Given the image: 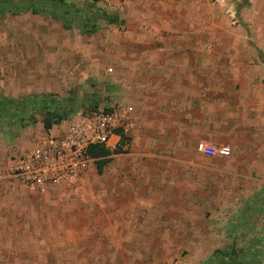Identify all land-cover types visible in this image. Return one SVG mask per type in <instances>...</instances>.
<instances>
[{
	"label": "crops",
	"instance_id": "1",
	"mask_svg": "<svg viewBox=\"0 0 264 264\" xmlns=\"http://www.w3.org/2000/svg\"><path fill=\"white\" fill-rule=\"evenodd\" d=\"M116 1L128 13L107 20L129 25L124 37L128 43L119 46L114 68L134 109L135 139L130 153L122 155L125 162L110 155L101 172L106 167L112 177H105L102 185L117 196L129 195V213L116 209L113 216L144 217L145 224L135 225L132 235L98 252L110 264H118L121 249L135 247L131 243L136 241L146 244L135 248L184 246L186 222L197 218V182L201 184L205 168L215 170L207 172L214 174L208 175L207 184L232 185L234 179L237 184L264 183L257 177L264 167L258 159L264 152V129L258 126L264 125V32L242 34L237 46L234 33L220 34L218 50L216 33L197 31V0ZM178 9H185L183 16L177 15ZM262 25L264 29V18ZM200 142L227 143L234 157L224 162L198 155ZM86 174L72 183L83 184ZM260 193L254 201L264 198V189ZM52 210L42 209L40 215L47 219L33 226L0 224V263L58 264L61 258L74 257L73 249L84 248L72 240L58 241ZM239 216L247 217L245 209ZM126 242L130 245L122 246Z\"/></svg>",
	"mask_w": 264,
	"mask_h": 264
},
{
	"label": "rangeland",
	"instance_id": "2",
	"mask_svg": "<svg viewBox=\"0 0 264 264\" xmlns=\"http://www.w3.org/2000/svg\"><path fill=\"white\" fill-rule=\"evenodd\" d=\"M63 1L71 12L66 19L45 13L33 14L21 5L0 14V97L19 99L48 93L54 95L63 110L70 114L92 110L95 106L130 105L123 96L125 92L117 82L118 74L114 68L119 58V46L128 43L124 37L129 32V25L124 21L113 24L107 20L112 15L125 17L128 10L121 9L116 0ZM176 11L177 15L183 16L185 9ZM74 14H77V19ZM262 18L264 0H197V31L214 32L217 36L232 32L236 46L242 43V34L264 32ZM89 21L98 26L92 33L85 29ZM217 38L220 50L222 41L219 36ZM119 77L122 76L119 74ZM258 126L264 129L261 123ZM258 132L260 134V130ZM46 133L41 115L36 122L0 127V224L33 226L47 219L41 217V210L51 208L57 214L52 220L58 228V241L72 240L78 243L75 246H84L83 249H73L75 256L61 258L58 264H110L111 259L99 257L98 252L111 242L130 235L135 225L145 224V218L113 216L119 210L129 213V195L117 196L113 191L104 190V178L112 175L107 173L106 167L103 172L99 171L95 162L83 184H62L49 189V193L32 191L23 186L12 176L13 154L36 144ZM248 133L253 135V130ZM207 143L229 145L224 142ZM229 146L232 149L229 157H210L229 162L234 157L233 148ZM128 153L130 151L115 153L112 159L120 158L121 162H125L122 155ZM252 157L257 158V154ZM258 159L260 164H264V152L258 153ZM205 166L212 167L211 164ZM213 171L205 168L201 184L197 182V218L195 221L189 218L186 222L184 229L188 232L183 234V247L135 248L146 243L132 242L135 247L121 249L120 259L116 258L120 261L118 264H201L217 248H228L234 240H240L243 232V235L250 236L253 235L252 230L264 238V198L253 200L256 195L261 196L264 183L237 184V179H234L232 185L207 184L208 175H214L207 172ZM237 171L240 172V169ZM258 174L257 177L264 179V167L259 168ZM242 209L247 213L244 226L237 217ZM70 227L73 231L66 232ZM136 236L138 234L134 232L133 237ZM153 236L158 235L154 232ZM82 243L86 245H80ZM122 244L130 245L127 242ZM156 244L163 243L154 242Z\"/></svg>",
	"mask_w": 264,
	"mask_h": 264
},
{
	"label": "built area",
	"instance_id": "3",
	"mask_svg": "<svg viewBox=\"0 0 264 264\" xmlns=\"http://www.w3.org/2000/svg\"><path fill=\"white\" fill-rule=\"evenodd\" d=\"M133 120L134 109L126 104L76 111L36 144L13 154L12 176L32 191L72 183L96 161L91 154L94 147L111 154L132 150ZM197 152L229 157L232 149L229 145L200 142Z\"/></svg>",
	"mask_w": 264,
	"mask_h": 264
},
{
	"label": "trees",
	"instance_id": "4",
	"mask_svg": "<svg viewBox=\"0 0 264 264\" xmlns=\"http://www.w3.org/2000/svg\"><path fill=\"white\" fill-rule=\"evenodd\" d=\"M8 3L9 2H0V14L11 7H20L19 5H21L22 8L29 9L33 14L45 13L58 18L65 17L66 19L67 15L71 13L63 0H27V2L19 4H16V2H10L11 4ZM74 18L77 19V14H74ZM109 19L111 20V17ZM85 25H87L85 29L88 33H92L98 28L96 24H92L90 21ZM97 107L98 106H95L93 109ZM71 114L63 110L62 106L59 105L58 101L54 98V95L48 93L31 95L19 99L0 97V127L5 125H25L28 122H36L38 116L41 115L43 117L44 127L49 131L54 125L67 119ZM91 154L96 159L95 162L98 164L97 167L99 171H102L103 166L111 160V153L99 146L94 147L91 150ZM238 218L241 221V226H244L246 219L242 216ZM241 226H239V228H241ZM231 231L235 230L232 229ZM244 233L245 232L241 234L240 240H234L233 245L228 248L216 249L213 255L201 264H263L264 238L260 237L258 233L255 234L252 230L251 233H253V235H243ZM245 239L246 241H244ZM241 240H243L244 243L241 242Z\"/></svg>",
	"mask_w": 264,
	"mask_h": 264
}]
</instances>
